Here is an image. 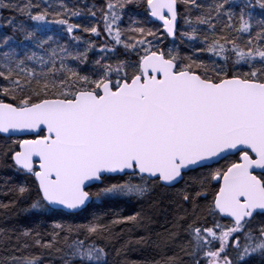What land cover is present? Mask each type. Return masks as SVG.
<instances>
[{
	"label": "snow or ice",
	"instance_id": "snow-or-ice-1",
	"mask_svg": "<svg viewBox=\"0 0 264 264\" xmlns=\"http://www.w3.org/2000/svg\"><path fill=\"white\" fill-rule=\"evenodd\" d=\"M0 264H264V0H0Z\"/></svg>",
	"mask_w": 264,
	"mask_h": 264
}]
</instances>
